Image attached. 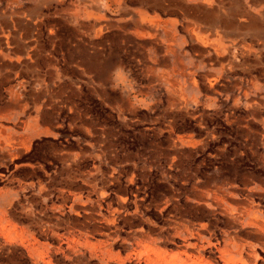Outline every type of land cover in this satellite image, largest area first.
Masks as SVG:
<instances>
[{"label":"rangeland","instance_id":"1","mask_svg":"<svg viewBox=\"0 0 264 264\" xmlns=\"http://www.w3.org/2000/svg\"><path fill=\"white\" fill-rule=\"evenodd\" d=\"M221 1L0 0V264H264V40L182 19Z\"/></svg>","mask_w":264,"mask_h":264},{"label":"crops","instance_id":"2","mask_svg":"<svg viewBox=\"0 0 264 264\" xmlns=\"http://www.w3.org/2000/svg\"><path fill=\"white\" fill-rule=\"evenodd\" d=\"M262 1L263 0H257V2L261 3ZM145 2L146 0H143V3ZM179 4L182 5L181 2ZM185 7L188 8L189 6L184 5L182 9H185ZM224 8H226L225 3L221 1L215 8L210 5H195L193 8H188V10L185 11L182 18L184 21L186 20L185 25L193 31L195 28L199 30L197 32L198 39L195 38L194 40H198L200 44L207 46L209 43L208 41L211 40L210 34L216 35V37H218V41L216 40V51L219 54L230 50L227 40L232 43L235 41L236 43L237 40L241 38V41L244 42L248 35L256 37L259 40H264V20L262 16H258L257 13L255 15L249 10V5L245 0H232V2H230L229 13L226 12ZM165 10L167 11L168 9L165 8ZM191 10H193V14H191ZM241 17H243V19H248V22L242 23ZM161 21H164L165 24L163 26L166 29V31H164L165 35L169 38L171 37V39L174 38L175 33L172 32L171 29L176 27V23L161 20L159 15L152 16L147 11L142 10L140 20L136 21V23L140 26L147 23L152 27H158L161 25ZM169 25H172V28L168 29ZM199 34L201 36H199ZM168 40L170 39H166V41ZM170 45L171 47H168V49L173 50L172 44ZM244 53L245 52H242L243 55ZM0 135L7 136V132L0 128Z\"/></svg>","mask_w":264,"mask_h":264},{"label":"bare ground","instance_id":"3","mask_svg":"<svg viewBox=\"0 0 264 264\" xmlns=\"http://www.w3.org/2000/svg\"><path fill=\"white\" fill-rule=\"evenodd\" d=\"M171 222V221H170ZM180 224V223H179ZM186 233H187V231H186ZM198 237V236H197ZM239 254H242L241 252L239 253ZM173 255V254H172ZM186 255V254H185ZM173 257H174V255H173ZM175 258V257H174ZM177 258V257H176ZM175 258V259H176ZM258 259H260V258H258ZM240 260L242 261V262H245V260H243V258H240ZM133 262V261H132Z\"/></svg>","mask_w":264,"mask_h":264}]
</instances>
